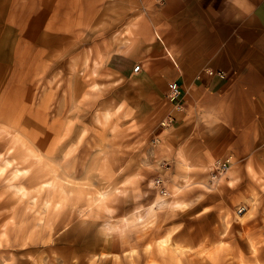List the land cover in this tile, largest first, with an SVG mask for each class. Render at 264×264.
<instances>
[{
    "label": "rangeland",
    "instance_id": "1",
    "mask_svg": "<svg viewBox=\"0 0 264 264\" xmlns=\"http://www.w3.org/2000/svg\"><path fill=\"white\" fill-rule=\"evenodd\" d=\"M143 2L0 0V264H264V157L198 184L166 157L124 51Z\"/></svg>",
    "mask_w": 264,
    "mask_h": 264
},
{
    "label": "crops",
    "instance_id": "2",
    "mask_svg": "<svg viewBox=\"0 0 264 264\" xmlns=\"http://www.w3.org/2000/svg\"><path fill=\"white\" fill-rule=\"evenodd\" d=\"M143 1L116 4L140 8ZM147 2L148 16H133L134 46L124 51L140 67L132 72L137 94L161 105L157 121L174 118L164 154L195 184L224 158L230 168L257 167L264 157V0ZM170 82L181 90L175 109L165 98Z\"/></svg>",
    "mask_w": 264,
    "mask_h": 264
},
{
    "label": "built area",
    "instance_id": "3",
    "mask_svg": "<svg viewBox=\"0 0 264 264\" xmlns=\"http://www.w3.org/2000/svg\"><path fill=\"white\" fill-rule=\"evenodd\" d=\"M139 65H136L134 68V71H138L139 70ZM208 73L211 74H216L218 77L223 78L225 76V73L221 70H210L208 71ZM180 87L176 82H170L168 85V98L171 101H176L178 100L179 96H180ZM231 165V157L228 158H224L222 160H217L214 162L213 168L211 169V177L214 178L218 175L223 174L224 172H226ZM155 187L158 188V191L162 194L165 195L166 194V190H165V186L163 181H161L160 178H157L155 180Z\"/></svg>",
    "mask_w": 264,
    "mask_h": 264
},
{
    "label": "bare ground",
    "instance_id": "4",
    "mask_svg": "<svg viewBox=\"0 0 264 264\" xmlns=\"http://www.w3.org/2000/svg\"><path fill=\"white\" fill-rule=\"evenodd\" d=\"M8 163V162H7ZM0 169L1 170H3L4 171V166L2 165V167H0ZM22 172V170H16V171H14L13 172V177H18L19 176V174ZM52 181V180H51ZM49 184H48V182L47 183H43V185L42 186H48ZM64 185V184H63ZM20 190H22L23 189V187H20L19 188ZM23 191V194L25 193V189H23L22 190ZM61 191V190H60ZM21 195V194H20ZM103 196H104V194L103 193H99L98 194V200L99 201H101V200H103L102 198H103ZM65 198V197H64ZM32 199V198H31ZM35 203V202H34ZM171 206L173 207V206H179L180 205V203L177 201V200H172L171 201ZM129 216V215H128ZM141 218H144L142 215L140 216ZM38 218V217H37ZM137 217L136 216H134V217H125V218H122L119 222H116V223H114V224H112V229L113 230H116V231H119L120 233H125L126 232V227L128 226V224L131 222V221H134V220H137L136 219ZM37 226V225H36ZM110 226V225H109ZM120 235V234H119ZM168 241H169V238L168 237H165V238H161V239H158L157 240V245L158 246H160V247H165V246H167V243H168Z\"/></svg>",
    "mask_w": 264,
    "mask_h": 264
}]
</instances>
